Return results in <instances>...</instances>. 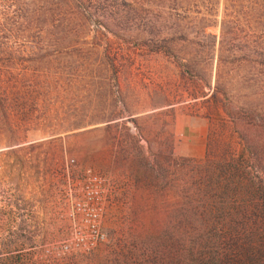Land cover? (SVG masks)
Returning <instances> with one entry per match:
<instances>
[{"label": "rangeland", "instance_id": "374dc122", "mask_svg": "<svg viewBox=\"0 0 264 264\" xmlns=\"http://www.w3.org/2000/svg\"><path fill=\"white\" fill-rule=\"evenodd\" d=\"M77 1L52 0L57 16L66 11L63 25L31 22L15 60L4 56L14 79L8 74L0 87L2 264H96L92 249L104 261L110 246L160 227L162 205L151 214L152 193L114 158L132 138L146 156L173 145L174 158L203 160L210 134L213 148L240 149L234 124L209 102L216 66L182 70L157 49L167 45L195 63L203 27L219 35L227 19L251 36L264 28V0H84L81 21L67 13ZM38 26L47 31L40 38ZM226 74L222 89L237 98L248 93L240 82L248 69ZM109 118L120 126L105 130Z\"/></svg>", "mask_w": 264, "mask_h": 264}, {"label": "trees", "instance_id": "16d2710c", "mask_svg": "<svg viewBox=\"0 0 264 264\" xmlns=\"http://www.w3.org/2000/svg\"><path fill=\"white\" fill-rule=\"evenodd\" d=\"M58 10L52 0L0 5V87L9 81L8 74L13 76L6 72L4 56L15 60L24 46V34L32 30L31 22H51L53 29L63 25L66 11L57 16ZM71 12L73 20L81 21L87 14L84 0H78L67 13ZM219 26V35L206 34L207 27L202 28L205 40L197 38L193 43L198 54L195 63L179 57L167 45L157 52L176 59L178 67L186 71L192 65L201 70L216 66V86L208 85L209 102L234 124L240 149H215L210 134L203 160L176 159L173 145L146 156L140 141L132 138L130 147L120 149L114 158L128 165L138 188L152 193L150 213L155 214L162 205L165 218L149 235L130 236L131 243L124 247L110 246L104 261H97V248L89 251L96 264H264V28L242 37L240 22L224 19ZM35 30L39 38L47 32L42 26ZM236 68L248 69V77H241L240 82L250 85L248 93H240L238 98L222 89L227 71ZM198 80L206 82L203 77ZM10 93L3 92L5 96ZM207 97L201 92V98ZM118 121L106 119L105 130L120 126ZM215 138L221 142V137ZM131 222H138L136 215Z\"/></svg>", "mask_w": 264, "mask_h": 264}, {"label": "built area", "instance_id": "2783aa9c", "mask_svg": "<svg viewBox=\"0 0 264 264\" xmlns=\"http://www.w3.org/2000/svg\"><path fill=\"white\" fill-rule=\"evenodd\" d=\"M93 180H94V181H99V183H100V180H99L97 177H94ZM98 193H99V192H96V195H98ZM104 238H105L104 235H101V236H100V239H101L102 241L104 240ZM94 249H95V248H94ZM92 250H93V249H92Z\"/></svg>", "mask_w": 264, "mask_h": 264}]
</instances>
